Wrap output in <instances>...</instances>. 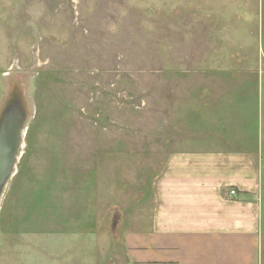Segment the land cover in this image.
Wrapping results in <instances>:
<instances>
[{"label":"rangeland","instance_id":"rangeland-1","mask_svg":"<svg viewBox=\"0 0 264 264\" xmlns=\"http://www.w3.org/2000/svg\"><path fill=\"white\" fill-rule=\"evenodd\" d=\"M215 75L221 104L190 120L258 133L264 264V0H0V115L25 118L0 264H132L118 230L150 212L176 94Z\"/></svg>","mask_w":264,"mask_h":264},{"label":"crops","instance_id":"crops-1","mask_svg":"<svg viewBox=\"0 0 264 264\" xmlns=\"http://www.w3.org/2000/svg\"><path fill=\"white\" fill-rule=\"evenodd\" d=\"M216 78L176 94L171 118L181 120L182 130L151 184L150 212L118 230L132 264H259L258 133L255 143L245 131L223 132L214 113L190 120L197 105L221 104L227 92L213 89L221 85Z\"/></svg>","mask_w":264,"mask_h":264},{"label":"water","instance_id":"water-1","mask_svg":"<svg viewBox=\"0 0 264 264\" xmlns=\"http://www.w3.org/2000/svg\"><path fill=\"white\" fill-rule=\"evenodd\" d=\"M24 121L17 99H13L0 115V203L19 158L25 132Z\"/></svg>","mask_w":264,"mask_h":264},{"label":"bare ground","instance_id":"bare-ground-1","mask_svg":"<svg viewBox=\"0 0 264 264\" xmlns=\"http://www.w3.org/2000/svg\"><path fill=\"white\" fill-rule=\"evenodd\" d=\"M25 133V132H24ZM22 147H23V142H22V145H21V149H22ZM21 149H20V151H21Z\"/></svg>","mask_w":264,"mask_h":264},{"label":"built area","instance_id":"built-area-1","mask_svg":"<svg viewBox=\"0 0 264 264\" xmlns=\"http://www.w3.org/2000/svg\"><path fill=\"white\" fill-rule=\"evenodd\" d=\"M234 193H231V195H233Z\"/></svg>","mask_w":264,"mask_h":264}]
</instances>
